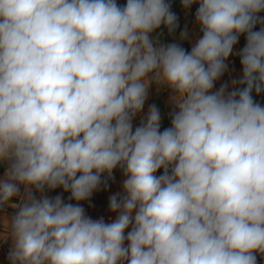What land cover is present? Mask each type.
<instances>
[{
    "label": "clouds",
    "instance_id": "clouds-1",
    "mask_svg": "<svg viewBox=\"0 0 264 264\" xmlns=\"http://www.w3.org/2000/svg\"><path fill=\"white\" fill-rule=\"evenodd\" d=\"M0 0V242L9 264H257L264 256V0ZM261 25L256 30L257 25ZM187 37V29L181 32ZM241 35L243 87L213 91ZM155 83L171 90L170 126ZM119 168L115 219L83 201ZM162 173L158 174L160 170ZM106 174V175H105ZM70 193L67 200L46 193ZM13 209L8 214L7 209Z\"/></svg>",
    "mask_w": 264,
    "mask_h": 264
},
{
    "label": "crops",
    "instance_id": "crops-1",
    "mask_svg": "<svg viewBox=\"0 0 264 264\" xmlns=\"http://www.w3.org/2000/svg\"><path fill=\"white\" fill-rule=\"evenodd\" d=\"M171 4V11H173L178 18V27L173 32L161 25L157 29L152 37L161 44L177 43L180 46L184 47L186 50L190 51L191 46L195 41L202 35L199 25L195 21V11L198 7V4H193L190 9H184L182 6V0H167ZM120 5L126 3V0H118ZM261 16H264V13H260ZM261 25L256 26V30H259ZM187 29L188 35L186 38H181V32ZM246 43V38L244 35H241L238 43L234 46V52L229 56L226 63L228 68L222 77L216 81L213 91L219 89L221 85L226 84L228 90L231 91L233 87H243V85H233L231 82L233 80H239L242 76V66L240 64V57L236 54ZM171 90L166 86H157L153 83L149 89L148 99L145 102L143 111L137 115L133 121V125L138 126L140 120L143 116L146 115L149 105L155 104L162 116L161 121V130L170 126V116L174 108V105L170 102ZM254 100L261 105H264V93L257 95L255 92L252 93ZM162 169L158 174L162 173ZM4 172V168L0 167V175ZM106 175V174H105ZM113 179L107 181L108 187L105 188L103 185L99 190L93 193L89 201L81 202L85 208L86 214L91 216L93 219H99L103 217L106 222H110L111 219H115L116 213H113L109 210V197L117 192L123 194L122 183L125 179L122 171L117 168L113 171ZM49 196L55 197L56 195H62L65 200H67L70 193L63 192L62 189H56L53 191H48L46 193ZM13 209L8 208V214L13 213ZM2 231V229H0ZM11 246V240L7 242H0V264H9L7 256ZM257 264H264V256L257 254Z\"/></svg>",
    "mask_w": 264,
    "mask_h": 264
}]
</instances>
